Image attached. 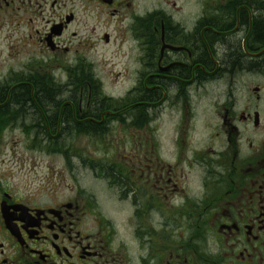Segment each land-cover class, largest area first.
I'll list each match as a JSON object with an SVG mask.
<instances>
[{"label": "flooded vegetation", "instance_id": "flooded-vegetation-1", "mask_svg": "<svg viewBox=\"0 0 264 264\" xmlns=\"http://www.w3.org/2000/svg\"><path fill=\"white\" fill-rule=\"evenodd\" d=\"M0 41V264H264V0H0Z\"/></svg>", "mask_w": 264, "mask_h": 264}, {"label": "rangeland", "instance_id": "rangeland-1", "mask_svg": "<svg viewBox=\"0 0 264 264\" xmlns=\"http://www.w3.org/2000/svg\"><path fill=\"white\" fill-rule=\"evenodd\" d=\"M12 44L14 45V44H16V42H14ZM13 48L16 49L18 47H16V48L13 47ZM14 49L11 50L13 53H14ZM8 51H9V49L7 48L6 43H4L3 41H0V72H1V75H4V73H6L7 69H9L10 67L15 68L18 65H21L22 63L26 62V60H28L27 59L28 56H24L22 53H21V56H19V57L11 58L10 55L8 54ZM66 76H64L62 74V78H65ZM135 76L136 75L97 78V79H100L102 81V85H103L104 90H106L107 92L112 93L114 95H119V93L127 91L130 89V87H132V85L134 84V80L136 79ZM69 82L70 81H61L60 85H62V87H64V86L67 87V84ZM61 92H62V94H65L64 90H61ZM84 140H86L85 137H81V138L79 137L78 138V141H84ZM85 181L88 184L93 183L91 180H87V178H85Z\"/></svg>", "mask_w": 264, "mask_h": 264}, {"label": "trees", "instance_id": "trees-1", "mask_svg": "<svg viewBox=\"0 0 264 264\" xmlns=\"http://www.w3.org/2000/svg\"><path fill=\"white\" fill-rule=\"evenodd\" d=\"M83 81H81V80H77V86L76 87H74L73 88V91H75V89H76V91H78V88H80V86L82 85V88H83V92H84V94H86V84L84 83V84H81ZM80 86H79V85ZM21 91L19 92L18 91V95L16 96V97H18V98H22V99H20V100H22V104H28L29 106H27V111L26 112H31V113H33L32 111H33V107H32V105L30 104V102H29V100H30V96H29V93H28V91H29V89L28 88H24L23 87V89H20ZM39 93V95H40V93H41V95H44L45 97H49V94H50V92H46V91H42V92H38ZM17 103H19V102H17ZM31 107V108H30ZM65 114V108H64V111H63V115Z\"/></svg>", "mask_w": 264, "mask_h": 264}, {"label": "bare ground", "instance_id": "bare-ground-1", "mask_svg": "<svg viewBox=\"0 0 264 264\" xmlns=\"http://www.w3.org/2000/svg\"><path fill=\"white\" fill-rule=\"evenodd\" d=\"M95 79H96V78H95ZM60 88L64 89V88H66V86L62 87V85H61ZM66 149H67V152L69 153V155H71V156L74 155V153L71 151V149H68V148H66Z\"/></svg>", "mask_w": 264, "mask_h": 264}]
</instances>
